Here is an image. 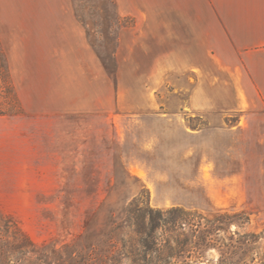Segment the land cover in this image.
Returning <instances> with one entry per match:
<instances>
[{"label": "rangeland", "instance_id": "rangeland-1", "mask_svg": "<svg viewBox=\"0 0 264 264\" xmlns=\"http://www.w3.org/2000/svg\"><path fill=\"white\" fill-rule=\"evenodd\" d=\"M0 42V264H149L147 201L244 210L264 252V0H0ZM214 125L234 127L189 135Z\"/></svg>", "mask_w": 264, "mask_h": 264}, {"label": "trees", "instance_id": "trees-1", "mask_svg": "<svg viewBox=\"0 0 264 264\" xmlns=\"http://www.w3.org/2000/svg\"><path fill=\"white\" fill-rule=\"evenodd\" d=\"M0 59L10 76L1 42ZM129 213L135 217V231L140 234L144 258H148L149 264H179V261L188 264L187 259L194 254L203 257L216 246L219 250L225 248L216 264H264V252L260 249L263 235L241 231L249 222L244 210L207 216L182 206L153 208L147 201L145 208L136 206ZM143 216L148 218L147 225L142 221Z\"/></svg>", "mask_w": 264, "mask_h": 264}, {"label": "crops", "instance_id": "crops-1", "mask_svg": "<svg viewBox=\"0 0 264 264\" xmlns=\"http://www.w3.org/2000/svg\"><path fill=\"white\" fill-rule=\"evenodd\" d=\"M189 13L190 14L187 15L188 19H180V17H182V15L178 14L177 15L178 19L175 21L177 24L175 26H173V28L177 31L178 34H180L177 36V39L179 41L183 40L187 43H192V42L195 43L198 39L201 38V37L199 38V35H198V33H201L198 30V27L200 25H202V19L201 18L203 16L198 14V12H196L195 10H190ZM163 16L168 18L170 16L169 12H167V15L163 14ZM213 16L216 17L217 15L216 14L204 15V17H213ZM167 22H169V21H167ZM196 23H198V25ZM162 26H163V30L165 29L166 32L168 33L169 24L168 25L164 24ZM182 33H184V36L181 35ZM168 39H169V37H168ZM163 40H164V38H163ZM235 82H236V80L233 81V83H232V90L235 92V93L233 92V95L235 94L237 96H240L239 92H238V94L236 93V89H235L236 83ZM240 86L244 92L243 93L244 95L251 96L252 92L250 93V91H252V89L248 88V86H243V85H240ZM262 90L264 92V85H263ZM196 91H197V89H193V96H197ZM245 91H247V92H245ZM148 108L149 107H147L146 110H141V112L146 113V114H152L154 112V110L150 109V108L148 109ZM197 109H199V108H192V110H195V111H197ZM216 110L204 109V112H207V111L216 112ZM165 114H166L165 112L155 113L156 118L159 119V121H158L159 123L158 122L157 123L161 124V126L158 127V126H155L154 124H152V129H154V127H155V129L157 128V129H159V130L161 129V130L160 131L155 130L153 132L152 138L157 140L158 142L156 144V149L154 150L153 153H151L150 156H165V154H163L161 152V149H160L161 146L164 145V141H166L169 137L168 136L169 135V123H168V121H165L163 116H162ZM233 127H234V125H231V126H227V125H225V126L217 125L216 126V125H214V126H209L207 128H204V129H197V130L192 129L190 131L189 135H193V136L194 135H203L205 133L206 129H207V133H209V134H213V135L214 134H222V133L226 132L228 129L233 128Z\"/></svg>", "mask_w": 264, "mask_h": 264}]
</instances>
